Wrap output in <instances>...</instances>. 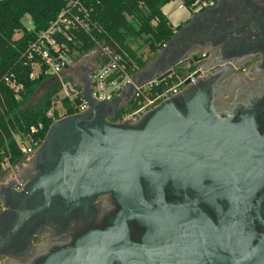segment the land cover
Here are the masks:
<instances>
[{
    "label": "flooded vegetation",
    "instance_id": "obj_1",
    "mask_svg": "<svg viewBox=\"0 0 264 264\" xmlns=\"http://www.w3.org/2000/svg\"><path fill=\"white\" fill-rule=\"evenodd\" d=\"M208 9L200 23L215 26L220 35L195 54L211 57V72L215 71L209 91L215 109L221 117L229 116L237 130L251 140L245 144L250 146L236 150L239 157L230 167L231 176L221 172L202 178L197 167L186 166L181 171L187 174L177 184L169 182L162 195L158 190L142 195L152 206L163 201L184 210H199L215 225L233 206L226 241L230 244L229 237L234 235L237 244L231 243L232 250L246 251L264 231L259 223L264 218V0H216L204 10ZM237 26L240 28L226 34ZM94 69L84 67L82 79ZM146 113L126 120L140 123ZM123 114L118 111L109 120L124 122ZM48 133L49 129L32 155L7 166L0 177V264H53L55 256L60 264H75L76 243L88 233L89 264H145L143 257L151 264H211L203 244L192 241V233L199 238L200 234L190 224L175 228L165 246L159 240H146V226L129 215L131 209L113 192L69 199L55 192L49 172L73 135L51 132L54 141L48 145ZM68 175L67 169L63 179Z\"/></svg>",
    "mask_w": 264,
    "mask_h": 264
},
{
    "label": "water",
    "instance_id": "obj_2",
    "mask_svg": "<svg viewBox=\"0 0 264 264\" xmlns=\"http://www.w3.org/2000/svg\"><path fill=\"white\" fill-rule=\"evenodd\" d=\"M209 10H205L202 17ZM194 21L175 31L171 40L141 73L151 74L144 79L134 78L126 89L130 90L128 97L131 99L135 85L155 77L171 75L180 78L194 71L192 76L196 81L189 83L190 78H187L185 83L189 84L182 92L149 110L140 123L131 124V119L124 122L109 120L115 119L117 115L119 95L110 100H96L91 93V75L88 76L81 92L87 102V110L56 120L49 128L52 134L70 132L73 135L62 150L58 164L49 172V178L54 182L53 190L68 199L113 192L131 209L129 215L146 226L148 241L159 240L160 244L167 246L173 230L185 222L192 229H198L200 238L192 233V241L203 244L208 263L264 264V231L246 251L232 250L231 243L237 244L234 235H230V244L227 243L226 227L232 222L233 206L215 225L199 210H184L163 201L152 206L143 199L144 191L158 190L162 195L169 182L179 183L180 176L187 174L181 171L186 166L197 167V173L202 178L221 172L231 176L230 167H234L239 157L236 150L240 147L248 149L250 146L245 144L251 140L237 130L229 116L221 117L215 109L209 91V79L215 71L211 72L214 67L211 57L195 54L205 49L220 34L215 26L202 24L200 20L195 27L197 22ZM238 28L240 26L228 30L226 34ZM185 30L186 33L177 41ZM55 38L69 49L72 48V42L59 33H55ZM52 55L55 56L53 51ZM62 66L67 65L62 63ZM209 72L211 74L206 75ZM116 74L114 71L108 75L106 81ZM65 89L69 95L75 94L68 84ZM49 133L46 142L51 145L54 140ZM67 169L69 175L64 180L62 175ZM142 183L147 186L143 187ZM259 223L264 229V218L259 219ZM90 235L86 234L76 243L75 264H89ZM143 261L151 264L145 257ZM52 262L60 264L57 256Z\"/></svg>",
    "mask_w": 264,
    "mask_h": 264
},
{
    "label": "trees",
    "instance_id": "obj_3",
    "mask_svg": "<svg viewBox=\"0 0 264 264\" xmlns=\"http://www.w3.org/2000/svg\"><path fill=\"white\" fill-rule=\"evenodd\" d=\"M171 0H84L93 23L89 33L76 32L73 46L68 49L72 56L95 51L98 60L104 61L102 47L120 54L128 72L135 76L146 62L156 56L171 40L177 27L169 22L162 13V6ZM190 8L195 0H181ZM65 5L64 0H0V177L6 173L2 165L13 166L25 159L18 149L15 136L26 137L39 125L37 134L44 139L53 119L47 111L58 100L64 108V115L74 114L82 103L80 94L60 97L63 83L70 82V76H49L44 74L41 58L30 56V43L37 33L46 29L49 23ZM28 15L34 25L33 31H27L22 19ZM21 33H15V30ZM143 40L147 47V56L137 54L131 44ZM40 63V72L31 77L33 64ZM22 85L19 97H15L5 78ZM176 78L169 79L173 83ZM42 85V93L35 103L30 102L36 89ZM132 104L120 112L131 111ZM54 115L58 111L54 109Z\"/></svg>",
    "mask_w": 264,
    "mask_h": 264
},
{
    "label": "built area",
    "instance_id": "obj_4",
    "mask_svg": "<svg viewBox=\"0 0 264 264\" xmlns=\"http://www.w3.org/2000/svg\"><path fill=\"white\" fill-rule=\"evenodd\" d=\"M64 1L65 5L57 14L56 18L49 23L46 29L38 32L36 39L30 43V56L36 54L41 58L44 64V74L59 78L63 76L62 72L65 69L73 65V57L68 53L69 48L55 38V33H59L71 41L73 46L75 33L79 31L89 33L93 26L90 12L84 5V0ZM215 3L216 0H195L191 4L189 10L191 12H199L205 8L212 7ZM22 24L27 31L34 30V25L28 15L24 16ZM21 32V30H15V33ZM52 51L55 53V56L52 55ZM101 52L106 58L104 61H100L96 64L91 74V93L96 100L104 101L112 99L115 95L123 91L133 81L134 76L128 72L126 64L120 54L112 52L108 47H102ZM62 63H65L67 66L63 67ZM114 71H116L117 74L112 79L106 81V77ZM39 72L40 63L36 62L33 64L31 77L37 76ZM193 72L187 76L176 78L173 83L169 81L173 76L168 75L163 78L155 77L135 85L131 97L133 108L131 111L125 112L121 119L126 120L128 118L141 116L166 99L180 93L187 84L195 82L196 78L192 76ZM187 78H190V81L186 84L185 81ZM5 82L13 89L15 97L18 98L22 85L16 83L14 80H10L8 77L5 78ZM66 84L69 85L70 89L72 88L70 82L63 83L62 93L64 96L71 97L65 89ZM87 106V102L84 100L79 105L77 112L86 110ZM55 108L57 109L56 105L49 109L46 114L53 119V122L65 116L63 106V112H59L57 109V116L54 115ZM41 127L42 124L39 123V125L24 138L15 136L18 149L25 158L32 155L43 141L39 136L32 135V133L37 134ZM6 165L8 166L7 163Z\"/></svg>",
    "mask_w": 264,
    "mask_h": 264
},
{
    "label": "crops",
    "instance_id": "obj_5",
    "mask_svg": "<svg viewBox=\"0 0 264 264\" xmlns=\"http://www.w3.org/2000/svg\"><path fill=\"white\" fill-rule=\"evenodd\" d=\"M161 10H162V13L167 17L169 22L173 25V27H177L175 31H178L181 28V26L189 24V22L193 19H195V21H194L195 23L200 21L202 19L203 12H205V10H202L199 12H191L188 8H186L183 5L181 0H171V1L167 2L166 4H164L162 6ZM184 33H186V30L178 36L177 41H179L182 38ZM135 42H133V43H135ZM132 44H131V46H132ZM159 50H157V53ZM136 53L137 54H139V53L143 54L144 58H145L147 56V54H146L147 53V47H146V52L141 51V52H136ZM156 56H157V54H156ZM156 56H154L153 58L149 59L146 62L145 66L143 68H141L139 70V72L134 76L135 79H138V78L144 79V78H146V76L151 74V72H148L145 74H141V73L143 72V70L148 65H150V63L156 58ZM99 62H100V60H98V56H97L96 52H93V53H90L87 57H85L82 61L75 63V68H74V63H73V65L70 68H67L62 72L63 76H70L71 77V80H70V84L72 87L71 90L75 91V94L71 95V98L75 97L77 94L81 95V92L84 90L85 80L82 79L81 70H83L84 67H86V66H94L95 67L96 64H98ZM68 73H71V74H68ZM125 89L123 91H121L119 94L115 95V96L119 95V97L117 98V100L119 101L118 111H121L123 108L128 107L129 105L132 104L131 99H129V97H128L130 90L129 89L125 90ZM184 89L185 88H183V90ZM81 98L83 101L85 100L82 97V95H81ZM87 108H88V106H87Z\"/></svg>",
    "mask_w": 264,
    "mask_h": 264
},
{
    "label": "rangeland",
    "instance_id": "obj_6",
    "mask_svg": "<svg viewBox=\"0 0 264 264\" xmlns=\"http://www.w3.org/2000/svg\"><path fill=\"white\" fill-rule=\"evenodd\" d=\"M132 47L134 48V50H136V52H141V51H144V52H146V47H145V45H144V42H143V40H137L135 43H133L132 44ZM93 52H95V51H90V52H87V53H84V54H81V55H77L78 53H74L73 54V63H74V68H75V63H78L79 61H82L85 57H87L90 53H93ZM73 68V69H74ZM72 69V70H73ZM75 70V69H74ZM73 70V71H74ZM72 71V72H73ZM71 72V73H72ZM71 73H68V74H71ZM41 93H42V85H40L37 89H36V91H35V93L32 95V97H31V99H30V102H32V103H35L37 100H38V98L40 97V95H41ZM64 96V94L63 93H61V95H60V97H63ZM72 99V98H71ZM61 101L60 100H58L57 102H56V106H57V109H58V111L59 112H63V108H62V106H61ZM5 169H7V165H6V163H3V165H2Z\"/></svg>",
    "mask_w": 264,
    "mask_h": 264
}]
</instances>
